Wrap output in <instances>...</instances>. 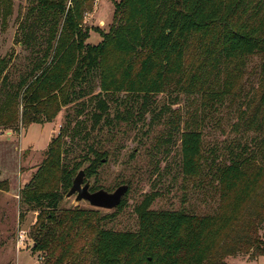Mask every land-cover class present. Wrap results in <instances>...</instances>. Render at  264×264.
Listing matches in <instances>:
<instances>
[{
    "label": "trees",
    "instance_id": "trees-1",
    "mask_svg": "<svg viewBox=\"0 0 264 264\" xmlns=\"http://www.w3.org/2000/svg\"><path fill=\"white\" fill-rule=\"evenodd\" d=\"M91 1L37 0L32 8L48 24L46 36L39 45L38 30L25 25L19 44L30 52L39 47L34 52L41 56L16 85L9 84L16 89L12 95L23 90L27 101L24 126L50 119L53 111L47 105L51 101L58 106L55 92L68 103L71 92L66 87H88L95 73L101 92L112 96L128 92L142 101L120 103L111 118L107 98L100 97L94 122H128L148 113L160 120L166 110L157 111L149 97L162 93L175 78L184 83L187 58L196 50L199 69L191 73V85L211 103L234 98L233 81L239 78L243 61L262 58L257 99L248 102L240 115L245 130L254 135L244 144L230 142L224 156L211 150L210 158L200 127L186 122L181 131L183 174H210L221 185L213 213L152 209L156 194H149L135 207L137 230L116 231L92 221L88 210H59L73 172L60 177L64 192L23 191L24 201L39 212L31 226L33 250L46 253L45 264H230L228 257L264 256V163L258 160L264 161V0H114L110 30L92 46L85 43L89 30L83 27ZM107 51L130 60L113 69L101 68L99 58ZM10 63L11 58L0 62L4 82L9 80ZM85 170L89 177L96 172L93 165ZM125 203L124 197L119 207Z\"/></svg>",
    "mask_w": 264,
    "mask_h": 264
},
{
    "label": "rangeland",
    "instance_id": "rangeland-1",
    "mask_svg": "<svg viewBox=\"0 0 264 264\" xmlns=\"http://www.w3.org/2000/svg\"><path fill=\"white\" fill-rule=\"evenodd\" d=\"M36 3L37 0H0V62L11 58L6 70L9 80H0V264H45L46 253L33 250L31 234L39 212L24 201L23 191L64 192L60 177L71 172L75 177L90 165L96 170L93 176H87L92 188L113 191L121 184H129L125 205L110 210L95 208L87 201L76 202L75 197L66 199L65 193L59 210H88L92 221L116 231L137 230L135 207L149 194H156L152 209H185L199 215L215 212L221 185L210 174H183L181 131L186 122L200 127L207 153L216 150L218 156H224L230 142L244 144L254 135L245 130L240 115L248 102L257 99L262 58L251 56L243 61L239 78L233 81L235 97L223 98V104L211 103L203 91L191 85V73L199 69V53L193 50L186 61L184 83L175 78L162 93L149 97L157 111L166 110L160 120L148 113L128 122H94L100 97L107 98L111 118L120 103L129 105L134 99L138 105L142 101L128 92H114V96L112 92H101L99 74L95 73L88 87H66V92H71L67 94L68 103H62L63 94L55 92L58 106L51 101L47 105L53 111L50 119L24 126L27 101L23 90L12 95L10 92L16 89L9 84L16 85L41 56L34 52L39 47L30 52L19 44L25 25L29 30H38L39 45L46 36L43 34L48 24L39 19L36 9L32 10ZM114 10V0H92L87 4L83 27L89 30V37L85 43L92 46L102 41V32L107 33L113 23ZM31 13L35 15L31 17ZM100 60L101 68L113 69L130 57L107 51ZM261 159L259 162L264 163ZM226 261L264 264V256L257 260L228 257Z\"/></svg>",
    "mask_w": 264,
    "mask_h": 264
},
{
    "label": "water",
    "instance_id": "water-1",
    "mask_svg": "<svg viewBox=\"0 0 264 264\" xmlns=\"http://www.w3.org/2000/svg\"><path fill=\"white\" fill-rule=\"evenodd\" d=\"M129 190V184H121L115 190L109 191L105 188L92 190V183L87 178L86 170H79L73 178L72 186L65 198L75 197L76 202L87 201L92 207L103 209L117 208Z\"/></svg>",
    "mask_w": 264,
    "mask_h": 264
}]
</instances>
